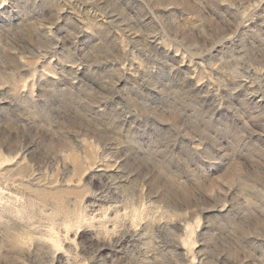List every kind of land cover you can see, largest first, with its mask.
I'll return each mask as SVG.
<instances>
[{
  "label": "rangeland",
  "instance_id": "374dc122",
  "mask_svg": "<svg viewBox=\"0 0 264 264\" xmlns=\"http://www.w3.org/2000/svg\"><path fill=\"white\" fill-rule=\"evenodd\" d=\"M0 264H264V0H0Z\"/></svg>",
  "mask_w": 264,
  "mask_h": 264
}]
</instances>
